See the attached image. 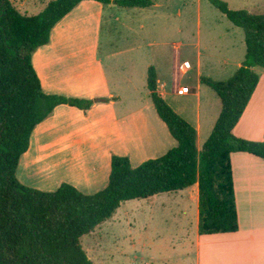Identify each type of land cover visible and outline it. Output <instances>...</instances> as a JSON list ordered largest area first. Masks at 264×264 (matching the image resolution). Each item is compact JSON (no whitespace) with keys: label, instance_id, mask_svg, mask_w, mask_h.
<instances>
[{"label":"crops","instance_id":"1","mask_svg":"<svg viewBox=\"0 0 264 264\" xmlns=\"http://www.w3.org/2000/svg\"><path fill=\"white\" fill-rule=\"evenodd\" d=\"M11 1L16 6L20 4L21 8L27 3L26 0ZM258 1L264 6V0ZM152 2L153 5L148 8H123L116 4L83 1L52 30L50 43L34 54L33 65L46 94L106 99L107 102L96 104L87 112L68 105L57 107L53 115L36 128L30 149L20 160L17 178L23 185L51 192L68 183L84 194H95L109 184L114 155L128 157L136 168L175 148L178 143L158 116L151 99L148 87L150 68L156 71L158 92L165 101L184 120L187 121L186 115L193 119L187 122L197 130V146L199 151L202 150L201 134L206 132L209 138L222 104L218 95L201 80L203 77H219L220 72L225 74L228 64L234 65L237 71L246 56L245 37L241 40L236 30L228 29L227 34L218 38V50L208 49L206 52L198 46L196 61L193 64L188 60L182 62L179 70L175 68L180 61L179 54L170 63L167 60L163 63L154 59L153 55L157 53L150 52L151 59L148 61L144 57L146 50L139 43L124 45L117 42L115 36L108 37L104 42L106 23L111 24L113 34L117 32L118 25L134 34L143 30L139 15L156 6L154 0ZM173 35L172 28H166L167 40L156 45L168 43L171 40L168 38H173ZM223 39L227 42L222 43ZM182 46L178 43L174 48L180 51ZM228 47L235 49L228 51ZM204 62L210 75H204ZM185 63L189 65L188 69H184ZM170 70L172 74L168 79L166 75ZM178 71L184 77L196 71L194 97L198 100L194 110L189 105L191 103L183 104L178 100L180 96H192L191 89L188 94H179V90L188 87L182 86ZM261 73L260 83L234 130L237 137L254 142H264V71ZM191 101L186 99L185 102ZM231 161L239 218L237 233L199 234L198 184L186 190L149 198L166 196L168 201L178 198L186 203L182 210L188 211L186 216L192 212V245L188 244L192 228L176 230L174 235L178 236L173 242L179 239L182 245H172L185 250L181 253L186 254V260L193 259L202 264L204 257L207 264L216 259L221 264H264V159L237 152L232 154ZM189 249H192L191 253Z\"/></svg>","mask_w":264,"mask_h":264},{"label":"trees","instance_id":"2","mask_svg":"<svg viewBox=\"0 0 264 264\" xmlns=\"http://www.w3.org/2000/svg\"><path fill=\"white\" fill-rule=\"evenodd\" d=\"M87 0H54L38 15L23 14L11 0H0V264H95L82 239L113 219L124 202L143 200L199 186V234L239 231L231 156L249 153L264 159V142L239 138V124L264 71V14L232 10L209 0L245 35L246 56L227 81L203 77L219 97L222 110L201 151L197 130L158 92L157 74L149 69L148 87L158 116L177 146L160 158L133 167L114 155L108 186L84 194L71 184L46 192L17 178L22 156L36 128L61 105L84 112L106 99L71 98L43 91L34 54L50 43L52 30ZM123 8H148L152 0H93Z\"/></svg>","mask_w":264,"mask_h":264},{"label":"rangeland","instance_id":"3","mask_svg":"<svg viewBox=\"0 0 264 264\" xmlns=\"http://www.w3.org/2000/svg\"><path fill=\"white\" fill-rule=\"evenodd\" d=\"M51 1L54 0H26L25 3H27L24 8H21L20 4L17 7L23 14L35 15L44 11V7ZM222 1L226 2L232 10H247L251 13L264 14V6L258 0ZM154 2L156 6L139 15L140 22L144 26L143 30L134 34L118 25L117 32L113 34L111 24L106 23L103 33L104 42L108 37L115 36V40L124 45L139 43L146 50L144 57H147L148 61L151 59L150 52L157 53L155 54L157 55L156 58L153 55L154 59L163 63L166 60L170 63L175 55L179 54V64L176 66L173 64L179 70L178 66L182 62L188 60L193 64L196 61L198 46H201V50H206V52L208 49L210 51L218 50L216 45L219 42L218 38L229 32L228 29L236 30L241 40H244L243 30L238 29L209 0H154ZM166 28H172L174 31L173 38H168L171 40L166 44L156 45L167 40L165 39ZM238 36L235 38L239 44ZM225 42L227 40L223 39L222 43ZM178 43L183 45L180 51H176V47L174 48V45ZM152 45L154 47H151ZM234 49L228 47L227 50L234 51ZM160 50L162 53H159ZM102 51L105 52V49ZM205 65L204 62L203 72L207 76L210 74L206 72ZM175 68L172 69L173 73H175ZM226 68L225 74L220 72L219 77L217 75L211 76V79L215 81L230 79L232 76L229 75L236 73L235 67L228 64ZM172 70L168 71L166 75L168 79ZM177 76L181 77L182 86H186L192 91V96H180L178 100H181L183 104L191 103L189 105L194 110L198 100L194 97L196 93V71L190 72L186 77L178 71ZM208 92L216 96L213 91L209 90ZM186 99L192 101L185 102ZM184 117L189 122L193 121L190 115ZM201 139L200 149L203 148L208 139L206 132L201 134ZM177 199L168 201L166 196H159L151 200L124 202L113 220L103 224L99 231H95L82 239L83 247L89 258L95 264H193V262L197 264L196 260H186V254L181 253L185 250L181 247H172L173 244L182 245L179 239L173 242L178 236L174 235L176 230L185 228L190 230L192 228L188 242L190 245H192L191 239L192 234H194L192 212L190 211L189 215L186 216L188 211H182L186 207V203ZM191 251L192 249L189 253ZM202 264H207L204 257ZM208 264H221V262L219 263L216 259L213 262L209 261Z\"/></svg>","mask_w":264,"mask_h":264},{"label":"built area","instance_id":"4","mask_svg":"<svg viewBox=\"0 0 264 264\" xmlns=\"http://www.w3.org/2000/svg\"><path fill=\"white\" fill-rule=\"evenodd\" d=\"M184 69H188L189 65L188 64H183ZM189 88H182L181 90H179V94L184 95V94H188L189 93Z\"/></svg>","mask_w":264,"mask_h":264}]
</instances>
